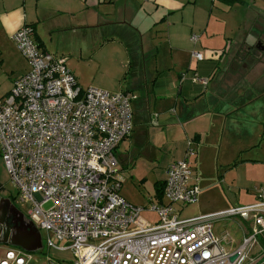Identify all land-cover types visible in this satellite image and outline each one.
I'll return each mask as SVG.
<instances>
[{
    "label": "built area",
    "instance_id": "built-area-1",
    "mask_svg": "<svg viewBox=\"0 0 264 264\" xmlns=\"http://www.w3.org/2000/svg\"><path fill=\"white\" fill-rule=\"evenodd\" d=\"M12 40L29 70L0 99V153L19 201L29 205L27 217L46 230L47 247L62 242L72 264H264L252 253L264 238V183L251 204L182 217L175 204H193L200 192L188 141L184 157L165 168L162 197L148 208L128 202L114 166L115 149L133 131L132 94L83 88L62 57L39 48L28 25ZM191 81L206 84L197 72ZM233 217L252 221L238 244L228 231L213 230L216 220ZM31 261L32 253L0 243V264Z\"/></svg>",
    "mask_w": 264,
    "mask_h": 264
},
{
    "label": "crops",
    "instance_id": "crops-1",
    "mask_svg": "<svg viewBox=\"0 0 264 264\" xmlns=\"http://www.w3.org/2000/svg\"><path fill=\"white\" fill-rule=\"evenodd\" d=\"M206 1L215 9L225 12L244 2ZM253 1L256 4V0ZM200 3V0H0V56L1 60L7 58L10 65L8 85L0 92V98L9 92L17 77L29 70L12 40V34L19 27L30 26L34 41L46 52H50L51 38L58 30L85 37L89 33L97 34L96 38L99 35L101 39H95L93 47L116 43L125 53L135 54L125 60L129 65L134 62L143 70H154V75L148 71V78L147 72H144L143 80L131 82L130 89L125 92L132 94L131 105L136 101V110H146L151 116L152 109L153 118L163 122L166 130L169 128V143L173 151L180 150L177 160L182 158L188 141L192 142L196 154L190 158V162L200 188L195 203L201 197L199 162L207 160L209 164H214L215 160L216 164L221 156L227 158L231 151L235 157L241 156L235 170L242 167L246 174L257 177L259 185L263 184L264 48L258 46L264 45V36L259 35L249 42L248 32L243 31L239 33L240 39L234 41V47H231L232 41L229 39L224 47L208 45L203 51L182 47L179 43L181 37L191 42L195 31L207 32L210 27L211 12L207 22L199 25L195 11ZM108 28L118 37L131 31L137 40L131 46L122 40L106 41L103 36ZM261 32L264 33V28ZM196 36L197 40L192 41L194 44L200 43V36ZM153 37L161 38L170 48L171 63L154 60L159 51L152 44L150 38ZM193 50L202 53V60H196L191 55ZM177 53L184 56L181 58ZM15 56L16 63L13 61ZM193 72L206 78V84L193 83ZM131 136L132 133L126 140ZM230 162L226 163V168H231L233 164L230 165ZM250 196L248 201L238 205L256 201L254 188ZM227 206L228 202L217 209L202 208L201 212L190 216L216 212ZM251 224V220L243 221L240 239H235L236 244L240 243ZM259 241L256 254L264 259V238L261 237ZM57 264H72V261Z\"/></svg>",
    "mask_w": 264,
    "mask_h": 264
},
{
    "label": "rangeland",
    "instance_id": "rangeland-1",
    "mask_svg": "<svg viewBox=\"0 0 264 264\" xmlns=\"http://www.w3.org/2000/svg\"><path fill=\"white\" fill-rule=\"evenodd\" d=\"M200 1L199 9L195 11L199 25L203 26L207 22L209 12H211L210 27L206 30L207 32H203V30L194 32L201 38L198 44L181 37L179 43L182 47L191 48V50L197 48L203 51L208 45L210 47H224L229 40L232 41L231 47H234V41L240 39L239 33L243 31L248 32L247 41L249 42L256 40L259 35L264 36V33L261 32V29L264 28V0H256V4L253 0H244L243 3L235 5L228 12L215 9L206 0ZM210 6H212V11L209 9ZM104 34L103 37L106 41L108 39L122 40L130 46L137 40L131 31L124 32L122 36L118 37L114 36L112 30L108 28ZM96 35L89 33L85 37L82 34H71L58 30L51 38L49 53L65 60L67 68L74 73L79 85L83 88L97 87L112 92L126 91L130 89L131 82L139 83L143 80L144 72H147L148 78L149 70H143L139 64L134 62L131 65L125 62L129 56H134V53H125L123 49L116 46V43H106L108 45L103 47H93L92 42L95 39H101L99 35L96 38ZM150 39L159 51L154 60H158V63L163 61L167 64L171 63L170 48L161 38L153 37ZM17 52L24 58L18 50ZM179 56L182 58L184 55L179 54ZM1 58L0 56V92L7 87V78L10 76L8 73L9 60L7 58L1 60ZM16 60L17 57H13L15 63ZM24 60L28 64L25 58ZM18 64L20 65L21 62ZM149 73L154 75L155 72L153 70ZM135 102L132 103L134 111L132 136L126 142H121L115 149L118 161L114 170L116 171L115 177L119 182V193L128 202L148 208L158 199L155 182L165 178L166 166L170 161L177 160L180 150L173 151L172 144L168 140L169 128L166 130L162 126L163 122L153 118L154 111L151 109L153 119L151 120L150 112L135 109ZM249 127L251 128V123ZM184 155L185 152H183ZM240 158L241 156L235 157L231 151L227 158L221 156L216 164L215 160L214 164H209L207 160L206 162H199L197 168L201 178L200 201L193 204H175V207L180 210L181 216L187 217L197 214L201 212L202 208L217 209L227 202L231 206L248 201L251 198L250 193L253 192V188L259 184L257 177L253 178L246 174L244 170H241L242 167L237 171L235 170ZM228 161H231L230 165L233 164L230 169L225 166ZM0 195L10 197L21 212L27 213L29 205L27 202L19 201L16 187L10 180L1 153ZM49 205L50 203H47L44 207L47 208ZM141 216L151 223L157 221V215L152 211H143ZM240 225L243 226V221L239 218H221L214 222L213 230L216 234L226 230L235 236L236 240H239ZM40 233L43 247L39 251L32 252L30 264H57L73 261V253L70 249H60V246L63 245L62 242L56 243L58 247H47V232L45 229H40ZM258 249L256 245L252 253L255 254Z\"/></svg>",
    "mask_w": 264,
    "mask_h": 264
},
{
    "label": "water",
    "instance_id": "water-1",
    "mask_svg": "<svg viewBox=\"0 0 264 264\" xmlns=\"http://www.w3.org/2000/svg\"><path fill=\"white\" fill-rule=\"evenodd\" d=\"M261 49L264 45L259 46ZM11 215H17L21 223L11 219ZM0 243L17 246L30 253L42 249V237L40 230L33 222L21 212L8 197L0 196ZM235 256L230 257V260Z\"/></svg>",
    "mask_w": 264,
    "mask_h": 264
},
{
    "label": "trees",
    "instance_id": "trees-1",
    "mask_svg": "<svg viewBox=\"0 0 264 264\" xmlns=\"http://www.w3.org/2000/svg\"><path fill=\"white\" fill-rule=\"evenodd\" d=\"M239 0H229L228 3L232 4V3H235ZM163 186H164V182L162 180H157L155 182V188H156V194H157V197L158 198H161L162 197V194H163Z\"/></svg>",
    "mask_w": 264,
    "mask_h": 264
},
{
    "label": "flooded vegetation",
    "instance_id": "flooded-vegetation-1",
    "mask_svg": "<svg viewBox=\"0 0 264 264\" xmlns=\"http://www.w3.org/2000/svg\"><path fill=\"white\" fill-rule=\"evenodd\" d=\"M11 216H12V217H11L12 220H13V219H16V220L18 221V224L21 223L20 218H19L17 215H11Z\"/></svg>",
    "mask_w": 264,
    "mask_h": 264
}]
</instances>
